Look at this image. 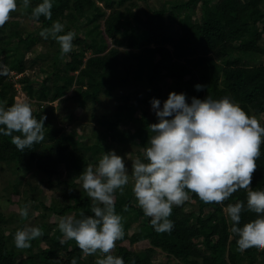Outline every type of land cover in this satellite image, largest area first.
<instances>
[{
	"label": "trees",
	"instance_id": "trees-1",
	"mask_svg": "<svg viewBox=\"0 0 264 264\" xmlns=\"http://www.w3.org/2000/svg\"><path fill=\"white\" fill-rule=\"evenodd\" d=\"M140 1L53 0L51 18L41 15L33 19L32 8L41 0H31L28 7L17 0L20 10L10 12L0 26V62L7 68V73L0 75V105L7 108L16 102L19 83L27 102L36 105L33 116L38 120L46 117L43 139L23 151L11 142V136L0 134V163L16 175L11 179L12 191L0 197V264H70L73 258L77 264H96L94 255L101 252L85 254L74 239L62 243L59 221L51 224L48 218L51 214L60 218L93 215V200L79 175L89 164L95 168L104 152L115 150L126 161L122 153L130 148L136 158H144L148 138L153 135L149 125L157 122L151 98L160 99L162 107L171 91L186 93L189 103L192 97L227 96L264 126V58L253 57L259 59L253 64L248 57L264 56V0H163L161 7L143 13L138 9ZM197 5L200 17L194 14ZM21 12L35 28H22L16 18ZM54 21L64 24L63 32L75 33L68 53L61 51L55 39L40 35ZM39 43L47 48L46 54L27 57ZM35 67L42 77L28 73ZM197 83L204 87L197 90ZM119 89L123 91L117 95L116 107L110 111L103 108L100 113L103 97ZM56 100L59 103L54 105ZM70 104L91 112L89 118L88 113L76 118ZM62 106L63 118L78 122L70 130L56 121L55 112ZM90 119L98 126L93 125L86 134L78 126ZM61 167L66 178L55 182ZM21 172L39 174L49 188L59 190V199L52 196L48 200L41 181L26 177L23 184L24 177L17 178ZM252 179L249 190L237 188L222 202L206 203L189 191L188 200L173 205L169 219L174 226L165 232L154 229L132 186L126 184L123 192H114L115 211L121 215L124 229V236L113 248L115 255L125 264H156L153 253L159 249L167 255L166 261L179 264H264V249L239 251V237L230 231L232 221L225 211L229 203L238 201L246 208L249 192L264 191V146ZM25 206L28 215L21 216L20 209ZM5 207L10 209L5 211ZM35 212L42 219L35 224L42 235L19 251L13 244L14 235L25 222H35ZM260 218L244 211L240 227ZM16 220L20 224L10 227ZM136 223L138 229L129 233ZM198 238L206 248L198 246ZM142 239H148L150 246L133 248ZM43 240L47 246L36 249ZM23 252L28 253L24 263L16 258Z\"/></svg>",
	"mask_w": 264,
	"mask_h": 264
},
{
	"label": "clouds",
	"instance_id": "clouds-1",
	"mask_svg": "<svg viewBox=\"0 0 264 264\" xmlns=\"http://www.w3.org/2000/svg\"><path fill=\"white\" fill-rule=\"evenodd\" d=\"M22 3L28 7L31 0H22ZM17 7V0H0V26ZM52 7L53 0H41L32 8L31 17L51 18ZM64 27L60 21H54L40 35L55 39L61 51L68 53L75 33L63 32ZM6 73V66L0 62V75ZM194 87L200 90L204 85L197 83ZM150 103L157 122L149 125L153 135L148 138L144 158L133 161L131 174L137 203L151 217L150 223L157 232L172 230L174 221L169 217L173 205L188 200L189 191L208 203L224 201L237 188H251L264 146V126L255 117L227 96L192 97L189 103L186 93L171 91L162 107L158 98H151ZM44 119L45 116L39 120L33 116L31 105L26 101L7 108L0 105V134L11 136V142L23 151L43 139ZM13 132L20 134L13 135ZM79 179L93 200V215L60 218L61 242L74 239L85 254L104 253L96 264H125L121 256L111 252L116 241L124 236L122 217L114 205V192H123V186L129 182L124 159L115 150L104 152L95 168L89 164ZM225 211L232 221L230 231L239 237L241 253L252 248L264 249V191L249 192L246 208L243 201H238L229 203ZM244 211L261 218L241 228ZM20 215H28L27 206L20 209ZM40 235L42 229L36 226L18 229L14 235L15 246L28 248L31 240ZM70 264H77L76 259Z\"/></svg>",
	"mask_w": 264,
	"mask_h": 264
},
{
	"label": "rangeland",
	"instance_id": "rangeland-1",
	"mask_svg": "<svg viewBox=\"0 0 264 264\" xmlns=\"http://www.w3.org/2000/svg\"><path fill=\"white\" fill-rule=\"evenodd\" d=\"M162 2L163 0H141L138 5V9H142V13H143V10H152V9H155V8H158V7H161L162 5ZM18 10H20V5H18V7L16 8ZM194 14L197 16V17H200L201 16V9H200V5H197L195 7V12ZM16 18L20 21V25L22 26V28H24L25 30H32V28H35L33 26V21H31L28 17V15H26V13H19L18 16H16ZM13 21V20H12ZM35 25L39 26L38 23L36 22ZM40 31V29H39ZM46 51H47V48L40 44L37 46V48L35 49V51H32V53H28L27 54V57H33L35 56L36 53H44L46 54ZM248 57L251 58V63L255 64L259 59H257L256 61L255 60H252L253 57L254 59L255 58H259V57H263L261 54H256V55H253V54H250L248 55ZM262 60V59H261ZM260 60V61H261ZM38 67H35V68H32V69H28V73H30L32 75L33 78L35 77H42L41 73L38 72ZM11 73L14 74V71H11ZM18 75L17 74H14V78H17ZM17 88H18V91H17V94L15 95V100L16 102H27L26 100V95L24 94V91L22 90L21 87H19V83L17 84ZM123 91V89H119V90H116V92L113 94V95H109V96H104L103 97V104L100 105L98 107V111L100 113L103 112V108L107 109V111H110L112 109H114L116 107V104L118 102V97L117 95L119 93H121ZM20 95V96H19ZM106 98V99H105ZM28 99V98H27ZM15 102V103H16ZM59 103L58 100L54 101L53 104L54 105H57ZM31 105V109H33L34 107H36V105ZM70 106L72 107L71 109H73L74 111V114H75V117L78 118L79 116H82V115H86V113H88L86 111V109H82L80 107H75L73 104H70ZM56 121L58 123H61L62 125L66 126L67 130H70L73 128V126H76V124L78 122L76 121H72L70 119H65L63 118V114H64V110H63V106L62 107H59L57 110H56ZM91 112H89L87 114V119L89 118L88 115L90 114ZM82 122V126H78L79 129H81V131H85L86 134H90L91 133V130H92V127L93 125H96V122L92 119H90L89 121H80V123ZM98 126V125H96ZM123 156H125L127 158L125 162V166L128 170V175H129V182L127 185H131L133 186V183H134V177L132 176V174L130 173V169L133 167V161L136 160V156L135 154L130 150V148H127L123 153H122ZM21 176H23L24 180H23V184L25 183V178L28 177L29 179H31L33 182L35 183H38L39 181H41V184H40V187L44 190V194H48L49 197H47L48 200H50V198L53 196L57 197L59 199L60 197V193H59V190L57 188H49L46 184V180L45 179H41L40 175L36 174H31V172H28L26 174V172H21V174L18 175L17 178H20ZM16 177L15 175V172L12 171L10 168H8V166H6L5 164L3 163H0V197H2V195H8V193L11 190V179H14ZM66 178V172L64 170L63 167L60 168V170L58 171L57 175L54 176V181L55 182H58L62 179H65ZM15 181V180H13ZM23 184L20 185L21 187H23ZM0 204H3L1 203V198H0ZM3 206V205H2ZM190 207V204H186V208ZM10 208H7L5 207V211H8ZM16 210L18 211V207L16 208ZM35 215V222L32 224V222H25V224H23V228L26 227V226H36L35 224L37 223H40V221L42 220L41 217H37L36 215H38L36 212L34 213ZM34 219V218H33ZM30 221L32 220L29 219ZM60 220V216L56 215V214H51L49 215V218H48V221L52 224L53 222H57ZM20 224V221H13L11 224H10V227H13L15 228L16 226H18ZM139 224V222H138ZM137 223L134 224V226L129 230V233H132L134 232V230L138 229L139 225ZM9 227V228H10ZM37 227V226H36ZM11 230V229H10ZM6 233H9V230L6 232ZM13 241V239H12ZM11 241V242H12ZM10 242V243H11ZM13 243V242H12ZM11 243V244H12ZM15 244V243H13ZM197 244L200 248L204 249L206 248L205 247V243L203 241L202 238H198L197 239ZM47 244L46 242L43 240L40 242L39 245L36 246V249L37 248H40V247H46ZM150 246V242L148 241V239H142L136 243L133 244V248H135L136 250H140V249H144V248H147ZM17 250H22L24 248H18L16 247ZM112 254L115 255V251L114 249L111 250ZM28 256V253L26 252H23V253H19L17 254V261H20L22 263H24L23 261L26 259V257ZM98 257H102V253H98V254H95L94 255V258L97 260ZM167 259V255L165 254V252L161 251V250H156V252L153 253V260H154V263L156 264H163ZM164 264H179L177 261H174V260H167ZM181 264V263H180ZM254 264H259L258 262L254 263Z\"/></svg>",
	"mask_w": 264,
	"mask_h": 264
},
{
	"label": "bare ground",
	"instance_id": "bare-ground-1",
	"mask_svg": "<svg viewBox=\"0 0 264 264\" xmlns=\"http://www.w3.org/2000/svg\"><path fill=\"white\" fill-rule=\"evenodd\" d=\"M20 96V95H19Z\"/></svg>",
	"mask_w": 264,
	"mask_h": 264
}]
</instances>
